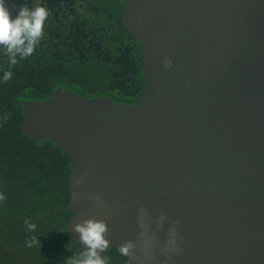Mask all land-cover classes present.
<instances>
[{"label": "water", "instance_id": "obj_1", "mask_svg": "<svg viewBox=\"0 0 264 264\" xmlns=\"http://www.w3.org/2000/svg\"><path fill=\"white\" fill-rule=\"evenodd\" d=\"M122 21L141 49L135 104L60 88L22 104L21 133L71 159L67 232L83 251L73 225L104 219L118 248L144 207L156 239L139 264H264V0H127ZM177 221L183 251L161 255Z\"/></svg>", "mask_w": 264, "mask_h": 264}, {"label": "flooded vegetation", "instance_id": "obj_2", "mask_svg": "<svg viewBox=\"0 0 264 264\" xmlns=\"http://www.w3.org/2000/svg\"><path fill=\"white\" fill-rule=\"evenodd\" d=\"M8 2L10 7L44 6L49 11L44 38L30 57L18 58V63L11 65L0 46V193L5 197L0 201V227L10 242L29 250L26 242L33 237L40 242L37 230L49 223L29 216L23 219L16 212L19 199L9 198L10 185L18 178L17 170L26 177V172L34 169L46 185L61 184L66 179L67 187L71 159L50 140H35L21 133L22 104L47 100L59 88L86 98L104 96L114 103L135 104L143 88L142 59L139 43L123 25L127 0ZM8 71L12 78L4 82ZM36 205L42 208L38 200ZM47 215L59 225V235L68 233L67 222L62 229L65 217L60 209H50ZM26 220L36 225L34 231L26 227Z\"/></svg>", "mask_w": 264, "mask_h": 264}, {"label": "clouds", "instance_id": "obj_3", "mask_svg": "<svg viewBox=\"0 0 264 264\" xmlns=\"http://www.w3.org/2000/svg\"><path fill=\"white\" fill-rule=\"evenodd\" d=\"M14 8H17L15 4L10 7L8 0H0V46L6 50L11 65H16L18 58L26 59L34 53L44 38V25L49 16V11L44 6L29 8L23 4L17 8L15 15H13ZM164 66L166 69L172 67V61L167 57L164 59ZM11 78L12 73L10 71L4 73V82L9 81ZM84 182L85 178L83 176L76 181L77 186L83 185ZM80 198H84L83 193ZM4 199V195L0 193V201ZM91 199L97 207L107 208L100 195L94 194ZM146 215L147 210L140 207L137 220L141 232L138 240H126L118 246L120 255L135 259L137 264L140 262V258L136 255L138 246L147 260L153 259L151 255L152 241L156 239V236L155 233L149 234V225L145 221ZM166 219L167 217L161 214L157 221L158 226H162ZM177 224L178 221L169 229L168 240L161 250V255L167 256L170 252L177 255L182 253L183 250L179 247ZM25 225L30 231H34L36 228V225L30 220H26ZM72 230L79 234V242L83 245V251L70 258L69 264H108L107 258L101 255L110 245L109 240L106 239L108 225L104 219H83L81 222L74 224ZM36 243H39V241L36 237H33L26 242V247H32Z\"/></svg>", "mask_w": 264, "mask_h": 264}, {"label": "trees", "instance_id": "obj_4", "mask_svg": "<svg viewBox=\"0 0 264 264\" xmlns=\"http://www.w3.org/2000/svg\"><path fill=\"white\" fill-rule=\"evenodd\" d=\"M26 138L28 139L27 136ZM17 172V180L10 185V195L14 193L12 200L15 197L22 200H18L17 209L25 203L24 209L17 212L23 219L29 216L30 219H40L49 224L41 229L38 228L37 231L42 239L29 250L19 247L15 242H10L7 233L0 227V264H69L70 258L82 251L80 244L68 233L59 235V225L47 215L50 209H60L65 217L61 226L63 230L65 229V223L72 213L65 206L69 198L66 179L61 184L46 185L44 178L40 179L38 171L34 169H29L26 177L21 175V171L17 170ZM36 200L42 202V208L36 205ZM101 255L107 258L108 264H127L126 258L120 255L116 247H109Z\"/></svg>", "mask_w": 264, "mask_h": 264}, {"label": "rangeland", "instance_id": "obj_5", "mask_svg": "<svg viewBox=\"0 0 264 264\" xmlns=\"http://www.w3.org/2000/svg\"><path fill=\"white\" fill-rule=\"evenodd\" d=\"M9 198H10V199H13V198H14V193H11V195H10ZM19 201H21V200H19ZM17 202H18V200H17ZM24 207H25V203H24V205L21 204V206L17 209V211H19V210H21V209H24ZM17 211H16V212H17Z\"/></svg>", "mask_w": 264, "mask_h": 264}]
</instances>
